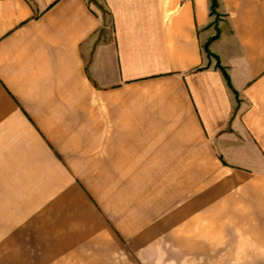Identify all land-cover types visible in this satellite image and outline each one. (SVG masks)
Returning <instances> with one entry per match:
<instances>
[{
	"label": "crops",
	"instance_id": "obj_1",
	"mask_svg": "<svg viewBox=\"0 0 264 264\" xmlns=\"http://www.w3.org/2000/svg\"><path fill=\"white\" fill-rule=\"evenodd\" d=\"M211 4L0 0V264H264V0Z\"/></svg>",
	"mask_w": 264,
	"mask_h": 264
},
{
	"label": "trees",
	"instance_id": "obj_2",
	"mask_svg": "<svg viewBox=\"0 0 264 264\" xmlns=\"http://www.w3.org/2000/svg\"><path fill=\"white\" fill-rule=\"evenodd\" d=\"M217 2H218V0H212V4H211V8H212V13H214L215 12V8L217 7ZM206 53L208 54V55H211V53H210V51H209V48H208V46H206ZM220 67V69L223 71V73H225V76H226V78H227V80H228V77H227V74H226V72H225V70L221 67V66H219ZM229 81V80H228Z\"/></svg>",
	"mask_w": 264,
	"mask_h": 264
}]
</instances>
